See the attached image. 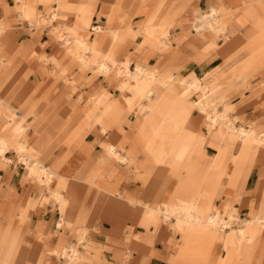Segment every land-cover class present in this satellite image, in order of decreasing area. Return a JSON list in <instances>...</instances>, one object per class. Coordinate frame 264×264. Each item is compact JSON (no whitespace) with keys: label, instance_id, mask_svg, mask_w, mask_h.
<instances>
[{"label":"crops","instance_id":"crops-1","mask_svg":"<svg viewBox=\"0 0 264 264\" xmlns=\"http://www.w3.org/2000/svg\"><path fill=\"white\" fill-rule=\"evenodd\" d=\"M55 1L38 0V7L28 9L40 16L61 2L70 9L65 23L79 28L72 35L85 31L88 37L91 23L98 26L101 36L84 45L99 51V62L113 45L110 30L123 26L116 19L144 29L150 18L178 13L179 26L171 28L164 51L148 46V36L133 41L129 34L130 41L114 47L120 63L131 60V71L138 65L158 70L162 81L150 84L119 77L116 70L104 76L84 69L55 40V26L31 27L22 20L19 2L0 0L5 28L0 31V264H66L54 253L70 247L78 248L71 264H264V231L248 251L238 245V229L228 228L208 239L203 255L197 238L184 246L186 221L196 223L218 209L220 217L236 214L232 227H238L264 211V144H249L241 160L244 138L220 125L216 135L197 107L188 116L191 134L177 138L176 128L159 123L161 114L180 108L183 88L197 83L205 91L188 99L198 102L212 94L221 103L218 112L236 127L264 135V75L249 66L254 55L264 57V44L257 46L264 39L258 11L263 0H188L185 11L183 0H162L174 11L159 14L152 2L160 0L141 1L148 2L142 9L137 0ZM218 8L230 19L224 34L189 25L200 11ZM245 52L250 53L235 63ZM168 77L171 91L163 86ZM98 98L113 104L102 110L88 103ZM201 137L205 142L199 146ZM171 147L175 153L167 155ZM183 147L193 155L180 161ZM36 164L48 173L47 183L32 175Z\"/></svg>","mask_w":264,"mask_h":264},{"label":"bare ground","instance_id":"bare-ground-1","mask_svg":"<svg viewBox=\"0 0 264 264\" xmlns=\"http://www.w3.org/2000/svg\"><path fill=\"white\" fill-rule=\"evenodd\" d=\"M137 1L141 2L143 0H137ZM165 9H167V11L168 10L169 11H174V7L172 5H170L167 2L164 3L162 1H160V3L158 4L156 10L161 12L162 10H165ZM69 10L70 9H68L67 6H65L61 2H59L56 10L53 13L51 12V19L57 26L63 27L69 34H72L73 32L78 31L79 28L75 24L73 26H68L65 23L66 19L68 18V15H69L68 12H70ZM65 11L68 14L66 17L64 15ZM177 15H178V13H172V16H173L171 18L172 19V21H171L172 23H173L174 20H176L175 17ZM127 20H129V19H127ZM229 20L230 19L228 18V13L227 12H223L222 9L218 8L216 10L215 9L211 10V12L209 14L207 12H200L199 13V17L197 19H195L194 21H192L190 24L193 25L197 29L198 32L207 31V32H210V33L215 32V33H219V34H224V32H226L225 29H226V26H227ZM123 21L124 20L121 19V18L120 19H116V23L117 22H123ZM217 24L219 25V29H214L213 27H216ZM86 26L89 27L90 24L87 23ZM1 27H2V23L0 22V30H1ZM155 27H156V25L151 24V23L148 22L146 24V26L144 27V29H139V30H144L148 34V38L145 40V43L148 46H151V47L156 48V49H158V48L161 49V50L162 49H164V50L168 49L170 47L169 44H168V42H170L169 37L167 38V36H166L165 38H163L164 42H161V41L156 42V41L151 39L150 35L153 34ZM121 29L122 28H120L118 30H110L111 33L113 34V45L110 48V50H108V52L106 54L107 58L110 59V62L113 65L117 66V69H114V70L117 71V75L119 77H124V78H131L132 77L134 79V81H138L139 79H144L145 81L149 80L150 84L153 83V82H156L157 80H158V82L162 81L160 79L159 74H158L159 73L158 70L157 71H148L146 69H143L140 65H138L137 68H136V75H135L130 70V63H131L130 61L131 60L127 59L125 62L120 63L119 60L116 59V53H115V50H114V47H115L116 44H120V43L124 44L127 40H129L127 38L128 34L133 38V41H135L138 38H140L138 33H136L137 31H135V30L133 31L129 26L123 31H121ZM95 30L97 32L101 31L100 28H94L93 31H95ZM212 34H214V33H212ZM89 37H84L83 43H81V44L84 45V43L87 42ZM81 56L82 55H80V57ZM78 60H81V61H77V62L81 63L80 65H82V67L84 69H87V64L90 61L86 60V59H82V58L81 59L78 58ZM110 62L107 61V62L100 63V70L102 72V75L109 76L112 72H114L110 68V65H109ZM61 69L63 70V68H61ZM241 69H244L246 72L248 70V68L246 69L245 66H242ZM167 79H168V82L167 83L164 82L163 86L166 87L168 91H171V89L169 88L171 77H168ZM198 87H200V86L197 83H190V84L188 83L187 86H185L183 88V96L181 97V100L179 101L180 102L179 103L180 108L176 109V110L174 108H170L168 110V114L167 115H164V114L162 115L161 114L159 116L160 117L159 123L166 124L167 130H171L172 128H176L177 129L175 131L177 138L182 137L183 134L187 135V133H189V134L192 133V130H190L188 128V125H189L188 116L190 114L191 108L197 107L201 111H204V110H202V108H204V107L202 106L201 101L198 100V102H192L190 99H188V96L190 94L198 91ZM136 90L137 91L141 90L139 85H138V88ZM193 90H195V91H193ZM219 90H221V89H219ZM141 94L143 95L142 92H141ZM138 95H140V92H138ZM148 95H151V93L149 92ZM98 99H100V98H98ZM100 100L102 102H104L105 104H107V109H109L112 106V104H113L108 99H100ZM208 104H210L211 108L213 107V109L214 108L216 109V108H218V106L221 105L219 100L213 99V96L210 99V102ZM172 105L174 107H176L175 101L172 102ZM216 116H219V115H216ZM212 118H213V116H212ZM219 121H221V120H219ZM219 121L218 120H213V122L210 124L211 131L214 132L216 135H220L222 133V130L216 124V122H219ZM229 132H231L232 134L238 132L239 136L241 138H244V140H245L244 141V147L241 148L242 149V151L240 153V155L242 156L241 160H244L245 153H246L245 151L249 148V144H251L255 140H259V141H261L264 144V135L257 136V134L255 133L256 131L252 132L250 130H245V129H242V128L239 129V130H235V129L232 130L231 127H229ZM157 133H158V131L154 134V136L157 135ZM169 133L172 134L173 132L170 131ZM197 140H198L199 146H201L205 142V138H203V137H201L200 139H197ZM196 149H198V147H196ZM109 150H110L111 153H114L113 152V147H109ZM3 152H4V150L0 149V154L3 153ZM174 153H175V148L174 147L166 148V154L167 155L174 154ZM190 155H193V150H191V148L189 149V147H183L181 149V151H179L177 153V158H179V160L182 161V160L187 159V157L190 156ZM120 160L122 162H125V160L122 159V158H120ZM239 164H241V162H238L236 164L238 166L237 168H239ZM190 168H192V163L190 164ZM236 175H237V173L233 174V176H236ZM55 198H56L57 201H62L63 200V198L58 196L57 194H55ZM169 218H170V215L166 214V220L167 221L169 220ZM241 222L243 223V220ZM186 223H187L186 227H185L186 242L184 243V246L185 245L187 246V243L191 242L194 238L198 239L197 242L199 244L201 242L205 241V243L200 244V250H199V254L198 255H203L206 252V248L208 247V239L209 238H211L213 236H220L221 235L220 233H223L225 231L224 229L230 227L229 222L224 221V219L222 217H220L218 209L215 210L213 216H209V217H204L203 216L196 223H193L192 221H186ZM175 224L177 225V228L181 229V227H180L181 221L180 220H178V222L176 221ZM220 228H222L223 230H220V232H217V230L220 229ZM262 229H264V211H261V212H259L257 214L256 220H250V219L246 220V222L243 225V227L238 229L235 232L237 234V237H238V245L240 246V248L243 249V250H247V251L250 250V249H253L255 247V242L259 241L258 239L261 236V230ZM12 238H14V237H12ZM83 240H85L84 241V245H85L86 239L83 238ZM17 243L16 244H14V243L12 244L11 243V244H12L13 247H18ZM7 244H6V246H9ZM0 248H1V246H0ZM1 249H3V246H2ZM17 249L19 250L20 248H17ZM17 249H15V250H17ZM15 250H13V251L15 252ZM71 250H72L71 252H73V254L75 255V253L77 252V249L72 247ZM67 251H68V249H64L62 251H56L54 254L57 255L60 259H64L66 264H71V262H72L71 258L72 257H70V255L67 253ZM184 253H185V251H183L179 255L183 256ZM14 254H16V253H14ZM14 254H12V255H14ZM68 255H69L70 259L68 258ZM98 257H100V256L98 255ZM99 260H101V259H99ZM101 261L103 262V260H101Z\"/></svg>","mask_w":264,"mask_h":264},{"label":"rangeland","instance_id":"rangeland-1","mask_svg":"<svg viewBox=\"0 0 264 264\" xmlns=\"http://www.w3.org/2000/svg\"><path fill=\"white\" fill-rule=\"evenodd\" d=\"M16 1L19 2V6L21 7L20 14H22V20L23 21H27V23H29L31 27H36V28H38V27L39 28H42V27H48V26H55V29L53 30L52 34H53V36H54V38H55L56 41H62V42H59V43H64V45H62V46L64 48H66V53L71 56L72 61L73 60L81 61V60H78V58H80V59L82 58V59L89 60L90 62L87 64V69H89V70L90 69H94V71H96V74H101L102 75V72L100 70V63L103 62V61H105L107 59V56H106L107 52H104V60L103 61L99 62L98 60H96L95 56H96L97 53H99V51L98 50H94L92 48V46L90 45V43H88L89 45H82L81 44V43H83L84 37H86V34H84V32L81 31L83 33V35L82 34L81 35L68 34V32L63 27L57 26L51 20V13L50 12L52 10H50L48 8H45L46 9V12L43 11L40 16H38V11L35 14H31L30 11H29V9H28V6L31 5V4H34L35 7H38V5L40 3V2H38V0H16ZM48 1H51L55 5V2H56L55 0H48ZM57 1H59V0H57ZM160 1H162V0H160ZM160 1L152 2V5H154V11L156 10V8H157L158 4L160 3ZM165 1H168V0H165ZM183 2H184L183 4H187V8L183 7V8H181V10L185 8L184 9V11H185V10L188 9V6L191 4L192 1L189 2L188 0H183ZM147 3L148 2H140L138 5L141 6V7H139V8L142 9V7L145 6ZM54 8H56V6ZM258 11H259L260 15L264 18V0H263V11L261 12L259 9H258ZM139 13H137V14H139ZM159 13L160 12L158 11L156 14H159ZM123 20H124L123 22H118V23H121L123 25L121 27L122 28L121 31L125 30L129 26L133 31L134 30L137 31L136 33H138V35L140 37H143V36H146L147 37L148 36V34L144 30H139V27L137 29H134L132 27V25L130 24V21L127 20L126 18H124ZM192 20L193 19H191L190 21H192ZM171 21H172L171 18H166V17L165 18H162V19H159V18H150L148 22L151 23V24L156 25V27L154 28L153 34L150 35L151 36V39L154 40V41H156V42H158V41L164 42L163 38H165L166 36L168 38L170 36L169 35V32H170L171 28H175V27L179 26V25L176 24V23H178L177 20H174L175 22L173 21V23ZM181 21L182 20H180V22ZM190 21H189V24L191 23ZM229 22H230V20H229ZM248 24H250V23H248ZM3 26L5 27V25H3ZM252 26H254V25H252ZM96 27H98V26L92 25V23H91L90 33L88 32L89 33L88 34V37L89 36L90 37L95 36V38H94L95 40L98 37H100L101 34H102L101 32L100 33H97L96 31L93 32V28H96ZM262 29H264V27ZM4 30H5V28L4 29L2 28L0 30L1 33H3ZM115 30H118V29H115ZM237 31L238 30H236L235 32H237ZM262 32H264V30ZM212 33L219 34V33H215V32H212ZM90 37L88 38L87 42H89ZM106 38H108L110 40L109 37H106ZM263 44H264V39L260 40L258 42L257 46H261ZM163 50L164 49H162V51ZM249 53L250 52H245V53L241 54L236 59L235 63H237V64L240 63L243 59H245L249 55ZM80 55H82V56L80 57ZM256 55H254L252 57L253 60L251 62L253 64L252 65H249V66L250 67L257 68L256 69V73H258V74L255 73L256 75H260V74L262 75V73L264 75V57H262L260 55H258V56H256ZM79 64H81V63H79ZM109 65H110V68L112 69V71H115L114 70V67L112 66V64L110 63ZM132 72H133V74L136 75V71H132ZM241 72H244V71L242 70ZM116 73H117V71H116ZM243 74L245 75V73H243ZM255 74L251 75V77H249V79L250 78H254L256 76ZM246 81H245L244 85H246ZM205 89L206 88H203L202 86L198 87V91H205ZM193 91H195V90H193ZM209 95L210 96H208V97L206 96L205 99L199 100V101H201V104L204 107V108H202V110H204L203 114L205 116H207V119H208L209 123L211 124L213 122V120H218V121L221 120L219 122H216V124L217 125H220V126H224V127H231L232 130H234V129L235 130H239V128L236 127L235 122L233 121V119H231L230 117H228L225 114H220L218 112V108H216V109L215 108L213 109V107L211 108L210 104H208V103L210 102V99L212 98V96H211L212 94H209ZM206 101L207 102L209 101V102L207 103ZM88 103L94 105V107L102 108V110H104L107 107V104H105L104 102H102L100 99H98L96 102L94 101V99H92V100H89ZM208 108L212 109L211 112H208L207 111ZM216 115H219V116H216ZM212 116H213V118H212ZM92 117L94 119V115H92ZM114 157H116V155H114ZM42 172H44V174L47 173L46 170H44V169L42 171H39V165L38 164H36L31 169L32 175L36 176L38 178V181L40 183H47L46 174L44 175ZM48 176L50 178L52 175L49 173ZM51 179L52 178H50V180ZM222 218L224 219V221L229 222L230 227H228V229L230 231H236L237 229L242 228L243 225L246 222V220H244L243 223L240 221V225L238 227H232V224L233 223H236L237 224V221L239 220L238 219V216L236 214H234V215H228L227 217L223 216ZM234 221H236V222H234ZM220 230H223V229L220 228V229L217 230V232H220ZM263 231H264V229L261 230V233H263ZM200 244H202V243H200ZM80 245L83 246V244H80ZM70 248L67 251V253L70 255V257H72L71 259H73L74 258V254H73V252H71L72 250ZM69 255H68V258H70ZM7 260L13 261L12 258H7Z\"/></svg>","mask_w":264,"mask_h":264},{"label":"built area","instance_id":"built-area-1","mask_svg":"<svg viewBox=\"0 0 264 264\" xmlns=\"http://www.w3.org/2000/svg\"><path fill=\"white\" fill-rule=\"evenodd\" d=\"M234 222H236V221H234ZM234 225H235V223L232 224V226H234Z\"/></svg>","mask_w":264,"mask_h":264}]
</instances>
